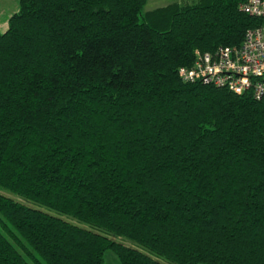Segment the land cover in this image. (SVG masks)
I'll return each mask as SVG.
<instances>
[{"label":"trees","instance_id":"trees-1","mask_svg":"<svg viewBox=\"0 0 264 264\" xmlns=\"http://www.w3.org/2000/svg\"><path fill=\"white\" fill-rule=\"evenodd\" d=\"M246 1L20 0L0 32V264H264V97L180 74L262 23Z\"/></svg>","mask_w":264,"mask_h":264},{"label":"built area","instance_id":"built-area-1","mask_svg":"<svg viewBox=\"0 0 264 264\" xmlns=\"http://www.w3.org/2000/svg\"><path fill=\"white\" fill-rule=\"evenodd\" d=\"M241 8L263 19L248 29L240 46H222L213 52L195 51L193 63L183 66L180 74L186 81L227 87L235 92L251 91L264 97V0H247Z\"/></svg>","mask_w":264,"mask_h":264},{"label":"rangeland","instance_id":"rangeland-1","mask_svg":"<svg viewBox=\"0 0 264 264\" xmlns=\"http://www.w3.org/2000/svg\"><path fill=\"white\" fill-rule=\"evenodd\" d=\"M17 1L18 0H0V12H1L0 13V32H5L8 29L9 19H10L11 15L19 10L20 2L16 8H13V5L15 3H17ZM177 1H183V0H148V2L146 3V5L143 8V13H146L147 11H150V10L156 9L158 7H162V6L168 5L172 2H177ZM13 9H15V10H13ZM5 193L10 195L11 197H15V198H18L19 200H21V198H19L15 194H12L9 192H5ZM0 218L3 219V216L1 213H0ZM0 227H1V221H0ZM2 229H3V227H2ZM127 243H130L132 246L136 247V245L132 242L128 241ZM142 250L144 252H147L144 249H142ZM105 261H106V264H120L118 257L111 251L106 252ZM163 262L165 264H170V263H167L165 261H163Z\"/></svg>","mask_w":264,"mask_h":264},{"label":"crops","instance_id":"crops-1","mask_svg":"<svg viewBox=\"0 0 264 264\" xmlns=\"http://www.w3.org/2000/svg\"><path fill=\"white\" fill-rule=\"evenodd\" d=\"M19 2H20V0H18L17 3H15V4L13 5V8H16V7L18 6ZM13 10H15V9H13ZM11 12H12V11H11ZM11 12H10V13H11ZM14 12H15V11H14ZM0 13H1V12H0ZM9 15H10V14H9ZM12 15H13V14H12ZM12 15H11V16H12Z\"/></svg>","mask_w":264,"mask_h":264}]
</instances>
